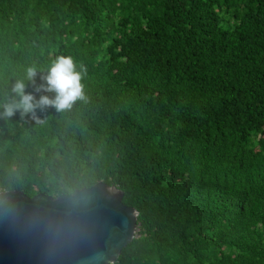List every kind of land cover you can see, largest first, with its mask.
I'll list each match as a JSON object with an SVG mask.
<instances>
[{
    "label": "trees",
    "instance_id": "trees-1",
    "mask_svg": "<svg viewBox=\"0 0 264 264\" xmlns=\"http://www.w3.org/2000/svg\"><path fill=\"white\" fill-rule=\"evenodd\" d=\"M59 56L83 96L0 119V193L116 186L113 264H264V0H0V101Z\"/></svg>",
    "mask_w": 264,
    "mask_h": 264
},
{
    "label": "water",
    "instance_id": "water-1",
    "mask_svg": "<svg viewBox=\"0 0 264 264\" xmlns=\"http://www.w3.org/2000/svg\"><path fill=\"white\" fill-rule=\"evenodd\" d=\"M100 181L52 197L0 193V264H113L135 237L138 212Z\"/></svg>",
    "mask_w": 264,
    "mask_h": 264
},
{
    "label": "clouds",
    "instance_id": "clouds-1",
    "mask_svg": "<svg viewBox=\"0 0 264 264\" xmlns=\"http://www.w3.org/2000/svg\"><path fill=\"white\" fill-rule=\"evenodd\" d=\"M37 69L29 67L22 78L11 88L7 101H0V119L21 115L35 114L36 111L52 106L57 110L71 108L73 103L83 96L82 74L77 69L71 56H59L53 60L41 77L42 83L35 92L27 91L29 83L35 82ZM36 93H45L39 96ZM46 93H53L52 96Z\"/></svg>",
    "mask_w": 264,
    "mask_h": 264
}]
</instances>
